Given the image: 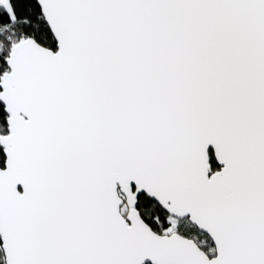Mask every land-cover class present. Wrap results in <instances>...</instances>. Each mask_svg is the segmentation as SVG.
I'll list each match as a JSON object with an SVG mask.
<instances>
[{
  "label": "snow or ice",
  "instance_id": "1",
  "mask_svg": "<svg viewBox=\"0 0 264 264\" xmlns=\"http://www.w3.org/2000/svg\"><path fill=\"white\" fill-rule=\"evenodd\" d=\"M0 264H264V0H0Z\"/></svg>",
  "mask_w": 264,
  "mask_h": 264
}]
</instances>
